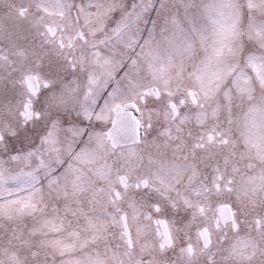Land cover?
I'll return each instance as SVG.
<instances>
[{"label": "snow or ice", "instance_id": "obj_1", "mask_svg": "<svg viewBox=\"0 0 264 264\" xmlns=\"http://www.w3.org/2000/svg\"><path fill=\"white\" fill-rule=\"evenodd\" d=\"M0 264H264V0H0Z\"/></svg>", "mask_w": 264, "mask_h": 264}]
</instances>
